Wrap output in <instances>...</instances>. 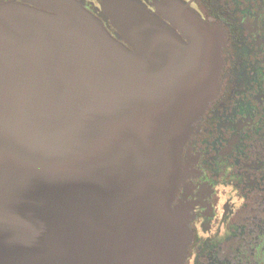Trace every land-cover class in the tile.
<instances>
[{
    "label": "water",
    "instance_id": "1",
    "mask_svg": "<svg viewBox=\"0 0 264 264\" xmlns=\"http://www.w3.org/2000/svg\"><path fill=\"white\" fill-rule=\"evenodd\" d=\"M0 5V264H184L180 153L219 93L224 41L101 0ZM161 14L163 1L154 3Z\"/></svg>",
    "mask_w": 264,
    "mask_h": 264
},
{
    "label": "flooded vegetation",
    "instance_id": "2",
    "mask_svg": "<svg viewBox=\"0 0 264 264\" xmlns=\"http://www.w3.org/2000/svg\"><path fill=\"white\" fill-rule=\"evenodd\" d=\"M118 39L101 0H77ZM186 42L170 23L181 3L224 44L219 93L192 124L180 153L172 207L188 211L184 264H264V0H135ZM155 1H163L157 14ZM35 6L24 0H0ZM45 11L43 9H39Z\"/></svg>",
    "mask_w": 264,
    "mask_h": 264
}]
</instances>
